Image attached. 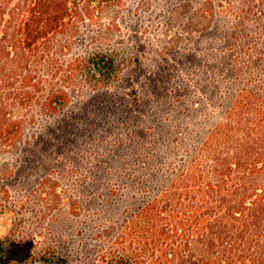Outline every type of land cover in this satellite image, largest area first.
<instances>
[{"label":"trees","instance_id":"1","mask_svg":"<svg viewBox=\"0 0 264 264\" xmlns=\"http://www.w3.org/2000/svg\"><path fill=\"white\" fill-rule=\"evenodd\" d=\"M5 215L24 264H264V0H0Z\"/></svg>","mask_w":264,"mask_h":264},{"label":"rangeland","instance_id":"2","mask_svg":"<svg viewBox=\"0 0 264 264\" xmlns=\"http://www.w3.org/2000/svg\"><path fill=\"white\" fill-rule=\"evenodd\" d=\"M12 216L0 217V244L4 243L6 261L3 264H24L28 260L30 246L10 239Z\"/></svg>","mask_w":264,"mask_h":264}]
</instances>
